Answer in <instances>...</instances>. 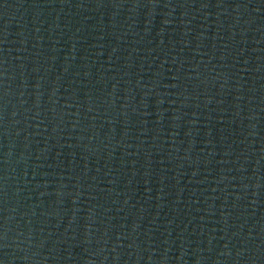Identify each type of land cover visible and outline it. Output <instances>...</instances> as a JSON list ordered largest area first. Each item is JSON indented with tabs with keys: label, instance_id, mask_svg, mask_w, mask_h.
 <instances>
[{
	"label": "water",
	"instance_id": "water-1",
	"mask_svg": "<svg viewBox=\"0 0 264 264\" xmlns=\"http://www.w3.org/2000/svg\"><path fill=\"white\" fill-rule=\"evenodd\" d=\"M264 172V0H0V264H233Z\"/></svg>",
	"mask_w": 264,
	"mask_h": 264
}]
</instances>
